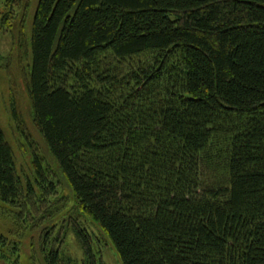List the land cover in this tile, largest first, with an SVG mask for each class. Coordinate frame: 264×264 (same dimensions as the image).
Returning a JSON list of instances; mask_svg holds the SVG:
<instances>
[{
	"label": "trees",
	"instance_id": "obj_1",
	"mask_svg": "<svg viewBox=\"0 0 264 264\" xmlns=\"http://www.w3.org/2000/svg\"><path fill=\"white\" fill-rule=\"evenodd\" d=\"M0 34V71L21 75L75 207L122 264H264V0H0ZM8 109L21 126L13 94ZM221 144L225 179L208 184ZM45 169L36 154L18 168L0 123V201L19 220L62 186ZM51 234L41 263L74 264ZM0 264H22L1 231Z\"/></svg>",
	"mask_w": 264,
	"mask_h": 264
},
{
	"label": "rangeland",
	"instance_id": "obj_2",
	"mask_svg": "<svg viewBox=\"0 0 264 264\" xmlns=\"http://www.w3.org/2000/svg\"><path fill=\"white\" fill-rule=\"evenodd\" d=\"M1 35L0 38H3L0 43V50L6 56H10L14 51L12 38L10 34ZM125 67H128V64L126 65L125 63ZM12 94L18 100V106L20 107L21 126L17 125L19 123H14L8 109ZM30 106V100L25 92L21 75L17 73L16 69L13 72V76L10 74L9 69H2L0 71V123L6 132L8 141L14 148L18 168L20 170L25 167L27 169L31 168L33 166V157L36 154L43 162L48 178H53L48 171L52 166L60 174L63 183L62 186L57 187L47 204L43 203V193L38 195L37 203L41 211L46 209L49 212L41 213L40 211V215L33 214V218L25 216V218L19 220L15 212L9 211L8 206L0 201V231L7 234L11 239L17 240L22 264H42L41 246L44 236L51 232L54 236L59 233L60 237H62L61 248L63 253L74 264H84L89 258H96L98 264H122L108 235L102 231L95 221L88 218L80 209L75 207V197L69 183L63 176L56 159L49 151L44 138L31 119ZM227 147L228 145L223 147V144H221L217 150L210 149L208 152L206 158L211 156V159L207 158L204 161V182L208 184L222 183L223 179H225L224 175L226 174L220 168L223 157L216 153L221 151L225 153ZM45 213L49 214V216L46 219H42ZM71 219L87 230L91 236L89 246L84 245L79 238L73 229ZM35 222L44 225L39 227L36 226Z\"/></svg>",
	"mask_w": 264,
	"mask_h": 264
},
{
	"label": "water",
	"instance_id": "obj_3",
	"mask_svg": "<svg viewBox=\"0 0 264 264\" xmlns=\"http://www.w3.org/2000/svg\"><path fill=\"white\" fill-rule=\"evenodd\" d=\"M117 252V251H116ZM117 255L119 256L118 252H117Z\"/></svg>",
	"mask_w": 264,
	"mask_h": 264
}]
</instances>
